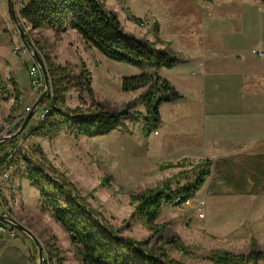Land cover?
Returning <instances> with one entry per match:
<instances>
[{
	"label": "rangeland",
	"instance_id": "1",
	"mask_svg": "<svg viewBox=\"0 0 264 264\" xmlns=\"http://www.w3.org/2000/svg\"><path fill=\"white\" fill-rule=\"evenodd\" d=\"M105 4L108 10L117 15L124 30L154 40L157 23L161 40L169 41L177 51L181 50L178 52L185 61L174 67H162L158 71L165 79L166 75H174L179 71L198 76L199 67L186 56L190 57L197 45H207L210 40V43H220L215 47V53L219 56L217 69L220 70L216 75L220 74L222 78L231 80V84L238 77L236 72L242 73L245 62L249 61L253 70L259 67L264 71L262 0H105ZM15 7L17 10V6ZM5 8L1 2L0 12H6ZM256 8L259 9V20L256 14L249 18L251 11L256 12ZM212 12L215 15L214 21ZM209 16L212 17L208 18ZM133 17L141 19L143 24H138ZM5 18L6 15L1 19L4 22V32L6 38H11L7 45L2 47V52L8 60L5 61L15 68L20 66L22 73L27 72L32 58L22 47L9 15L7 21ZM20 22L22 24V20ZM208 22L213 23L214 33L221 32L223 35L207 38L203 29L204 24ZM22 27L26 33L29 32L27 38L33 42V47L42 58L47 55L53 62L61 64L67 57L76 58V64H70L74 73H79L83 62L90 72L93 97L106 111L120 110L128 102H133L130 110L145 111L141 100H135L141 89L129 92L121 90L122 78L139 74L141 70L138 67L109 59L97 49L87 47L74 30L65 28L46 31V34L40 28L29 29L30 26L25 27L23 24ZM210 32L212 31H208ZM255 51H262L263 56ZM224 79L219 87L214 88L218 95L224 92ZM9 80L8 78L7 82L4 81L7 88ZM179 89H182L187 102L193 99L190 91ZM226 91L229 92V87ZM36 94L34 93V101ZM2 96L0 94V100L7 99ZM168 104L171 103H163L161 110L162 106L170 108ZM90 105L91 99L84 91L72 89L66 94L65 107L87 108ZM169 108L162 114L169 112ZM6 117L7 115L0 116V131L4 128L2 126L10 124ZM30 121V127L27 124L18 135L19 147L31 151L32 145H39L49 164L65 176L75 189L86 197L90 206L99 211L120 234L137 240L150 238L151 243L159 247L161 243L156 240L157 235H154L134 213L130 195L145 188L160 186L168 177H172L171 190H177L193 175V164L190 160L195 159L190 158L185 161L184 168L158 169L159 164L165 161L164 158L160 160L154 157L152 140L155 137L160 141L163 139V124H167L166 122L161 121L159 136H155L153 131L145 135L142 131L143 120L137 114L124 119L123 125L105 134L76 136L70 129L63 128L58 133L41 136L28 134L31 125H35L37 120L34 118ZM26 166V162L20 160L17 165L7 169L3 166L0 170V213L15 218L29 228L40 243L42 252H47L50 259L55 260L57 264V258L61 264H81L67 233L49 212L41 207L40 190L33 186L22 190V184L18 181L24 176ZM182 169L186 170V173L177 176V172ZM214 175L206 180L192 198L179 204L174 203L175 200L164 203L156 216L155 222L163 225L161 241H167L164 250L168 256L183 264H214L209 259L213 250H228L235 254L247 253L251 248L264 251V195L215 194L213 190L219 183ZM209 182L212 191L208 189ZM223 190L226 191L225 188ZM0 226H4V230L13 229L2 222ZM10 232L11 230L8 231L11 238ZM18 236L19 240H0V264H33L34 255L37 261V250L31 238L27 239L20 232ZM49 249L56 250L57 256L50 254ZM18 252V259L7 256L8 253Z\"/></svg>",
	"mask_w": 264,
	"mask_h": 264
},
{
	"label": "trees",
	"instance_id": "2",
	"mask_svg": "<svg viewBox=\"0 0 264 264\" xmlns=\"http://www.w3.org/2000/svg\"><path fill=\"white\" fill-rule=\"evenodd\" d=\"M13 5L17 6L19 19L25 27L74 30L87 47L97 49L109 59L127 62L141 70L139 74L123 77L121 90L129 92L141 89L135 100H141L145 111L130 110L133 102H128L124 108L108 112L95 101L90 72L83 62L79 73H74L69 63L57 64L46 55L43 59L50 82V94L40 107L47 106L48 111L44 118L36 121L29 135L49 136L63 128L70 129L76 136L105 134L123 125L124 119L136 114L143 120V133L149 135L160 125L159 106L183 97L169 81L157 73L162 67L170 68L185 61L169 41L161 40L157 23L154 29L155 39L150 40L124 30L117 15L106 8L105 0H13ZM133 20L143 24L139 18L133 17ZM28 43L33 46L29 39ZM11 86L15 91V98L6 117L7 121L15 118L14 111L18 105L19 93L14 81ZM72 89L86 92L91 105L87 108L65 107L66 94ZM0 94L10 95L1 79ZM22 121L23 119L17 120L8 134L13 133ZM17 138L18 135L0 142V170L3 166L8 168L17 165L20 160L26 162L24 175L31 185L40 190L41 207L67 233L81 264H183L167 255L164 250L167 241H161L163 225L156 223L155 219L164 203L174 202L176 197L179 200L174 203H183L195 194L210 175L211 160L203 159L196 163L193 179L177 190L170 189L172 178H166L160 186L145 188L130 195L134 213L157 235L156 240L161 243L157 247L155 243H151L150 238L137 240L120 234L99 211L90 206L86 197L65 176L49 164L39 145H32L31 151L24 150L19 147ZM174 167H184V163L180 161L159 165L160 170ZM245 190L243 187L237 188L238 192ZM49 250L50 254L57 256L56 250ZM209 259L214 264H264V251L251 248L247 253L235 254L228 250H213ZM57 260L61 264L60 259Z\"/></svg>",
	"mask_w": 264,
	"mask_h": 264
},
{
	"label": "crops",
	"instance_id": "3",
	"mask_svg": "<svg viewBox=\"0 0 264 264\" xmlns=\"http://www.w3.org/2000/svg\"><path fill=\"white\" fill-rule=\"evenodd\" d=\"M199 1L211 2L213 0ZM1 2L7 7V0H0V3ZM262 4L264 5V0H262ZM5 11L6 12H3L2 10L0 12V79L5 82H7L8 78L10 79L8 88L10 89V95H4L2 97H7V99L0 100V116L8 115L14 103L15 95L13 96V94L15 91L11 86L12 81H14L15 88L19 93V104H16L15 110L17 111H14L15 118L11 121H7L10 124L2 126L4 128H1L2 131L6 129L8 132L13 124L19 120L20 113L23 109L32 106L34 103V93L36 92H34L29 85L30 78L28 70L22 73L20 66L15 68L12 64L5 61L7 57L6 54L2 52V47L3 45L6 46L11 40L10 37L6 38L4 32L5 28L3 27L4 22L1 20L6 15L5 21H7V8H5ZM212 13L213 17L209 16L208 18L212 17V21H214L215 15L214 12ZM242 13L241 11V15ZM253 14H256V18L259 20L258 8H256V12L251 11L249 18H252ZM204 25L205 29H203L204 27H202V29L206 31L205 35L207 38H210L212 35H223L221 32H213L215 29L213 30L212 22H208ZM40 29L44 30L46 34V31L58 30L50 28ZM208 31H212L213 33H208ZM210 41H208L209 43L207 45L199 44L201 47L197 45L198 48H195L192 55L190 57L186 56L187 59L192 60L199 67L198 76L188 75L184 71H179L174 75H166V80L169 81L179 93L182 90L179 88H183L185 92L190 91L193 99L187 102L185 95L181 92L180 94L183 96L181 99L173 102H166L171 103L168 104L170 108L169 106L166 108L162 106L161 110L160 106L163 103L159 106L160 118L162 117L161 121L163 120V122L167 124H163V139L160 141L159 138L155 137L152 140L154 157L160 160L164 158L163 161L165 162L160 164L182 161L184 167L186 160H189V158L195 159L190 160L193 164V175L189 181L194 177L196 171L194 167L195 164L200 160L209 159L212 161L210 175L206 177L204 183L208 178L211 179L212 174H215L214 178L219 183L217 188L213 190L215 194L237 196L264 195V84H262L264 83V71L259 67H255L257 70H253V67L250 66V62H245L246 66L243 68L242 73L236 72L238 77L231 84V80L222 78L220 74L216 75L220 70L217 69L219 56L215 53V47L220 43L215 44L210 43ZM178 51L181 52V50ZM216 60L217 63L214 64ZM76 62V58L71 59L67 57L62 64L60 62H57V64H76ZM32 63H34L33 60L31 64ZM161 69L162 68L158 69L157 73ZM223 79L224 92L218 95L215 93L214 88L219 87ZM227 87H229V92L226 91ZM35 98H37V96ZM168 108L169 112L162 114L164 110ZM30 122L31 121L28 122V127H30ZM33 126L34 124L31 125L29 131ZM160 128L159 125V127L153 131L155 136L160 135ZM182 170L184 173L180 174L179 172ZM182 170L177 172V176L186 173V170ZM24 176L21 178V181H18L22 184V190L29 189L30 186H33ZM1 177L2 175H0V178ZM209 187L210 182L208 184V189L210 190ZM235 187L238 189L243 187L246 188V190L244 192H238ZM224 188L226 191L223 190ZM252 188L253 190L251 191ZM210 191H212V189ZM1 214H3V212ZM32 228H34V226ZM9 230L15 234L14 236L10 235L11 238L9 237ZM15 231L14 228L4 230V226H0V240H19L18 232L20 231ZM25 236L29 239L27 235ZM7 256L12 259H18L20 257L19 252L16 254L8 253ZM35 261L36 256L34 255L33 264H36Z\"/></svg>",
	"mask_w": 264,
	"mask_h": 264
},
{
	"label": "water",
	"instance_id": "4",
	"mask_svg": "<svg viewBox=\"0 0 264 264\" xmlns=\"http://www.w3.org/2000/svg\"><path fill=\"white\" fill-rule=\"evenodd\" d=\"M6 4H7L6 8H7L9 18L12 21L14 28H15V30H16L19 38H20V42H21L22 47L24 48V50H26V52H28V54L31 56L33 62L38 65V67L41 71L44 88L40 92V94L37 96L36 100L32 104L30 110L25 115L20 126L13 133L2 136L0 138V142L7 140V139H10L16 135H19L24 130V128L27 126L28 122L31 120L32 115L37 110V108L40 106L42 101L47 96H49V94H50V82H49V79L47 76V71H46L44 60L41 57V55L38 53V51L28 43L27 33L24 30V28L22 27V24L20 22L17 10L13 5V0H7ZM0 222H3L5 224L10 225L14 229L22 232L23 234H25L29 238H31V240L33 241V243L36 247V250H37L36 264H40V259L42 256V247H41L40 243L38 242V240L36 239V237L34 236V234L26 226H24L18 220H16L15 218H13L11 216H6L5 214L0 213Z\"/></svg>",
	"mask_w": 264,
	"mask_h": 264
},
{
	"label": "built area",
	"instance_id": "5",
	"mask_svg": "<svg viewBox=\"0 0 264 264\" xmlns=\"http://www.w3.org/2000/svg\"><path fill=\"white\" fill-rule=\"evenodd\" d=\"M255 53L263 56V52L262 51H255ZM28 75H29V85L31 87V89L37 93V96L40 94V92L43 89V78H42V74L41 71L38 67V65L36 63H32L29 67H28ZM30 106L26 107L23 109V111L20 113V117L19 119H24L25 115L27 114V112L30 110ZM48 108L47 106H43V107H39L34 114L32 115L31 119H36L41 120L42 118H44L45 114L47 113ZM8 132L6 131H0V138L2 136L7 135ZM6 175V174H5ZM179 200L178 197L175 198V202H177ZM11 236H14V232L10 233ZM40 264H57V262L53 259H50L49 255L47 252H42V256L40 259Z\"/></svg>",
	"mask_w": 264,
	"mask_h": 264
}]
</instances>
